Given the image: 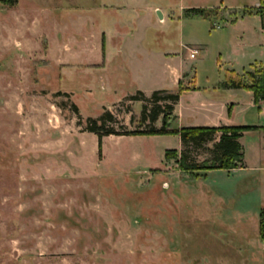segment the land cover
<instances>
[{"label":"rangeland","instance_id":"rangeland-1","mask_svg":"<svg viewBox=\"0 0 264 264\" xmlns=\"http://www.w3.org/2000/svg\"><path fill=\"white\" fill-rule=\"evenodd\" d=\"M112 1L0 4V264H264L262 129L244 134L246 167L231 172L179 171L164 159L181 151L176 135L126 136L150 127L146 103L131 97L175 91L180 63L190 72L182 87L234 104L231 125L264 127V103L249 91L214 89L230 71L264 68V12L263 22L248 13L260 0H120L129 12L110 17ZM200 5L218 7L207 19L181 10ZM145 7L141 46L124 36L144 30ZM187 48L199 51L194 60ZM105 111L117 135L98 154L83 129ZM212 146L190 155L209 161Z\"/></svg>","mask_w":264,"mask_h":264},{"label":"trees","instance_id":"trees-1","mask_svg":"<svg viewBox=\"0 0 264 264\" xmlns=\"http://www.w3.org/2000/svg\"><path fill=\"white\" fill-rule=\"evenodd\" d=\"M0 4L7 8H14L18 0H0ZM263 22L264 1L261 0L260 6L253 9ZM186 14H191L204 19L210 17V12L206 9H188ZM264 28V25H262ZM103 51V44H102ZM222 89L246 90L252 93L254 106H259L264 101V70L252 66L251 71L246 72L243 77H239L233 71L228 72V79L219 85ZM187 89L182 87L181 83L175 91L157 90L146 97L138 91V96L131 97L133 101H142L141 122L148 121L150 127L146 131L131 132L126 136H166L176 135L179 137L181 151L167 150L164 159L175 161L178 170L183 173L209 172L214 170H223L231 172L244 168V149L240 143L243 134L250 131L258 130L254 126H219V127H182L171 129L174 105L178 102L182 92ZM74 112L77 113L76 107L73 106ZM230 113V109H228ZM161 117L159 128L154 124ZM115 123L113 115L109 111L98 119H87L84 132L94 134L97 138V151L101 153V144L104 137L117 135L112 124ZM77 126H81V120L78 119ZM264 132V128H262ZM213 146L207 149L210 160L202 163L197 162L196 157L190 155V149L200 150L205 148L206 144L212 143ZM259 239L264 242V209L259 213Z\"/></svg>","mask_w":264,"mask_h":264},{"label":"crops","instance_id":"crops-1","mask_svg":"<svg viewBox=\"0 0 264 264\" xmlns=\"http://www.w3.org/2000/svg\"><path fill=\"white\" fill-rule=\"evenodd\" d=\"M112 2L114 3V5L112 7L113 8L116 7V8H114V13L111 14L110 17H114V14H117V13L122 14V13H128L129 12L128 10H130V4L123 3L120 0H113ZM260 2H261V0H260ZM221 6L223 8H227V7H224L222 4H220L219 7H221ZM259 6L260 5L258 4L253 9L258 8ZM214 7H218V6H215V5L214 6H206V5L188 6V7H183L181 10H182V12L183 11L185 12L188 9H206V10H209V9L214 8ZM149 9H150L149 7H145L144 8L145 15H139L137 17V21L139 22V24L145 25L144 30H142L141 33H138V32H134V30L131 29L124 36V40L132 41V40L136 39L140 43V45L142 46V43L146 39L145 30L147 29V26L149 24V19H148ZM158 9H160V8H155L154 10L157 12ZM184 12H183V14H184ZM248 13L249 14H256L255 12H250V11ZM186 15L187 16H194L191 14H186ZM195 17H198V16H195ZM198 18H201V17H198ZM201 19H204V18H201ZM116 24L124 25L125 23L118 21ZM226 24H228V23H226ZM100 34H101V31H100ZM104 36L106 37L105 33H104ZM100 38H101V35H100ZM181 46L184 47L185 45L183 43H181ZM120 48L118 49V51H120ZM142 49H143V47H142ZM187 50H188V54H189L190 51L197 50V49L187 48ZM100 51H101V56L104 57L105 44H103V51H102V43L100 44ZM198 54H199V51H198ZM163 56H165L167 58V60H175L176 61L179 58L178 55L171 54V53H164ZM182 56H183V54L181 55V58H182ZM181 65H182V63H180V69L175 70L173 73V79H174L173 81L176 83L177 87H178V84L182 82L183 78L186 77L188 74H190V72L185 71ZM252 66L257 67V68H261L264 70V68L261 65L255 63V64H250L248 70L244 71V74L246 72L251 71ZM193 81H194V76H193ZM185 88L194 89V90H187V91L182 92L178 102L174 105L173 115L176 117L177 128L233 126V125H231V122L234 120L235 110H236V107L233 106L234 104L228 105V103H225V102H218L212 98V93H210L211 96L207 95V92L204 91V89H202V88H197L195 86H188ZM214 89L227 91V92H235V93L242 91V90H235V89H222L220 87H216ZM161 90H164V89H161ZM140 92H142V91H140ZM143 94L147 95L146 93H143ZM250 94H251V98H252V93L250 92ZM252 101H253V98H252ZM262 103H264V101L261 102L260 104H262ZM228 109H230V113H228ZM224 116H226V118H224ZM222 121H224L225 124H222L223 123ZM254 127H258L259 129L264 128V127H259V126H254ZM244 134H243V136H244ZM241 139H240V143H241ZM245 167L246 166L244 163V168Z\"/></svg>","mask_w":264,"mask_h":264},{"label":"built area","instance_id":"built-area-1","mask_svg":"<svg viewBox=\"0 0 264 264\" xmlns=\"http://www.w3.org/2000/svg\"><path fill=\"white\" fill-rule=\"evenodd\" d=\"M198 55V51L197 50H193V51H190L189 53V58L190 59H195V57Z\"/></svg>","mask_w":264,"mask_h":264},{"label":"water","instance_id":"water-1","mask_svg":"<svg viewBox=\"0 0 264 264\" xmlns=\"http://www.w3.org/2000/svg\"><path fill=\"white\" fill-rule=\"evenodd\" d=\"M157 14H158V16H159V19L162 20V15L160 14L159 11H157Z\"/></svg>","mask_w":264,"mask_h":264}]
</instances>
